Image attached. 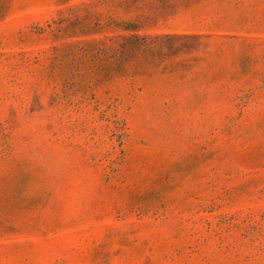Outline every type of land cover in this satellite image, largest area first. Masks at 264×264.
Here are the masks:
<instances>
[{
    "label": "rangeland",
    "instance_id": "obj_1",
    "mask_svg": "<svg viewBox=\"0 0 264 264\" xmlns=\"http://www.w3.org/2000/svg\"><path fill=\"white\" fill-rule=\"evenodd\" d=\"M0 264H264V0H0Z\"/></svg>",
    "mask_w": 264,
    "mask_h": 264
}]
</instances>
